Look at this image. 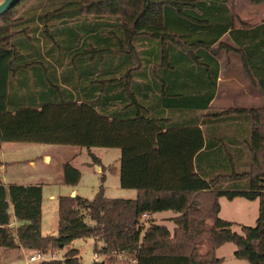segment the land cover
Here are the masks:
<instances>
[{"label":"trees","instance_id":"1","mask_svg":"<svg viewBox=\"0 0 264 264\" xmlns=\"http://www.w3.org/2000/svg\"><path fill=\"white\" fill-rule=\"evenodd\" d=\"M41 1L21 0L0 17V144L118 149L119 186L135 191L136 197L107 199L102 176L92 201L79 196L59 197L57 235L42 236L41 187H5L0 182V248L21 247L45 254L75 240L93 239L103 245L100 250L95 247L94 254L107 259L92 264H117V258L124 254L133 255L136 264H221L216 250L233 243L237 246L236 258L249 264H264V109H229L210 114L212 120H203L209 127L214 124L211 122L231 113L250 119V172L207 180L205 170L201 169L206 164V131L151 116V109L140 105L135 94L142 91V83L151 82L157 86L162 109L206 111L215 97L219 72L216 58L221 51L239 55L251 83L264 94V23L236 29L234 0H75L37 17V9L43 7ZM250 1L254 5L264 2ZM68 9L94 21L116 19L123 37L117 50L78 54V63L86 64V57L123 55L132 58V65L121 76L105 80L98 79L97 69L89 70L84 64L80 80L75 83L71 70L67 75L53 72L56 77H49L54 65L44 56L45 63L34 65L42 94L47 96L46 103L38 108H22L31 103L30 98L24 104L23 100L8 102L11 80L32 66L17 65L20 54L11 41L19 36L27 38L28 25L35 22L42 24L46 38H50V18ZM226 34L236 48L223 43L213 48ZM136 39L155 42L159 49L156 63L151 64L149 81L148 76L145 80L142 60L134 48ZM72 59L75 69V56ZM87 80L91 87H83ZM79 95L82 100L75 99ZM13 96L10 99H18L16 94ZM91 99H97L96 104H87ZM114 102L123 107L110 111ZM220 141L210 139L214 156L221 153L216 148ZM91 157L93 166L104 172L99 160ZM109 172L114 174V168H109ZM62 174L66 186L74 187L80 180L79 171L69 164L62 166ZM245 179L248 189L221 188ZM220 197L229 201L257 200L255 226L242 227L241 236L234 233L232 223L218 218ZM168 211L177 214L173 232L153 221L144 229V215ZM12 216L20 223L16 228L11 227ZM39 264L81 263L78 251L69 250L61 260L49 259Z\"/></svg>","mask_w":264,"mask_h":264},{"label":"rangeland","instance_id":"2","mask_svg":"<svg viewBox=\"0 0 264 264\" xmlns=\"http://www.w3.org/2000/svg\"><path fill=\"white\" fill-rule=\"evenodd\" d=\"M75 0H43L39 3L43 4V7L38 8L36 16L45 15L49 11L60 8L67 3H73ZM35 6V5H34ZM234 14L237 16V21L234 22L235 28H253L257 25L264 23V2L259 5H254L250 0H234ZM48 29L50 32V38H46L43 32L42 24L39 23L28 25V35L26 37H16L11 41L13 45L19 51L20 58L18 60V66L23 64H32L31 70H23L17 73L14 80H11L8 86V102L18 103L23 100V104L27 98H30V104H25L22 108H38L46 100L47 96L42 94L37 77L35 74L34 64L37 62L45 63L46 58L54 65L52 70H49V77L55 74L53 72L61 73L64 75L69 74V71H73L71 77H74L75 83L80 80L81 65L77 61L78 54H84L85 52L99 51V50H117L123 43L122 32L120 29L119 21L116 19L102 18L99 21H94L91 17H84L75 10L68 9L59 13L53 14L50 18ZM35 28L36 31H33ZM45 36V37H44ZM143 40V39H142ZM136 39L134 42V48L138 56L142 60L141 68L144 69L145 80H150L149 71L153 62L156 63L158 57V46L155 42ZM229 39H225L228 42ZM25 45H23V43ZM43 55V56H42ZM46 58H45V57ZM75 56V69L71 65L73 62L72 57ZM91 60V61H89ZM224 71L241 70L240 56L235 53H227L222 51L220 58ZM55 62V63H54ZM89 70H98L100 77L98 79H113L121 76L127 67L132 65V58L117 55L113 57H96L91 59L86 57L84 60ZM50 67V66H49ZM115 71L112 74H106V72ZM48 73V72H46ZM83 76V74H81ZM241 76V75H240ZM91 81L83 82V87L90 84ZM61 85V83H60ZM85 85V86H84ZM149 82L148 84L142 83V91L136 92V98L140 105L152 109L159 103L157 86ZM62 86V85H61ZM90 86V85H89ZM135 86V84H134ZM133 86V89H134ZM64 87V86H63ZM91 87V86H90ZM148 87V89H146ZM111 89V88H110ZM14 90V91H13ZM16 94L18 99H13ZM13 98L10 99V97ZM77 97V96H75ZM80 97V99H79ZM10 99V100H9ZM78 100H82V96L79 95ZM97 99H91L86 101L88 103L96 104ZM121 102V101H120ZM120 102H114L113 108L109 110H117L121 105ZM239 103L238 99L225 101L228 103L226 107L218 106L215 104L213 109L209 111L207 120H212L208 117L210 114H217L225 112L229 109H264V105L258 97L253 105H249L248 101L243 105L237 106L232 103ZM27 103V102H26ZM46 103V102H45ZM231 103V104H229ZM260 103V104H259ZM248 104V105H247ZM223 105V104H222ZM108 110V112H109ZM183 112V111H175ZM232 114V115H231ZM223 118L216 119L215 129H209L205 132V139L207 144V152L203 155L206 163L205 179L210 180L216 176L230 175L236 173L238 175L248 174L250 172V153L248 151L247 142L250 138V119L244 116H237V114L231 113ZM206 122V120H205ZM210 136V137H209ZM223 136V138H222ZM233 138H237V147L230 148L228 144L233 142ZM222 140L219 142L221 153L217 152V156H214L212 152L213 144L210 142ZM226 142V143H225ZM212 144V146L210 145ZM11 146L8 149L9 159L15 162L17 166V172L21 176H27L32 173L36 177L35 182L37 186L42 190V216H41V235L42 236H56L57 235V222H58V198L63 196H70L73 193L72 189L77 191V195L88 201L94 199L95 194L100 186V178L104 176V196L107 199H124L130 200L134 198L135 191L123 190L119 186V177L112 175L109 172V168L119 166L120 151L118 149H104V148H90L74 146H50L28 143H8ZM224 147V148H223ZM13 148V149H11ZM47 153L49 159H43V155ZM229 153V155L227 154ZM95 156L103 168L104 172H100L93 166V160L91 156ZM34 163L32 168L29 162ZM69 164L73 168L77 169L80 173V180L74 187L66 186L62 182V166ZM221 188L226 191H234V189L244 190L249 188L248 180L237 181V183L222 185ZM131 197V198H128ZM220 212L218 218L222 221L232 223L231 230L242 235L241 228L255 226L258 218V201H249L244 198H235L232 201L226 199V197L219 198ZM161 215H155L153 218L156 223L166 227L172 232L174 224L172 218L177 214L173 212H162ZM169 218L170 220L161 223L160 218ZM146 229L150 221L145 218ZM88 224H93L87 220ZM101 243H95L93 239L75 240L70 245L52 252L45 253L46 260L56 259L61 260L69 250L78 251V258L81 264H92L94 262L93 255L95 253V247L98 250L102 248ZM203 252L204 249H201ZM35 251V250H34ZM30 251L28 254L31 255ZM237 251V246L233 243H226L216 250V257L221 259V264H249L245 259H238L234 256ZM106 257L99 255V261H106ZM133 255H121L117 258V264H134ZM40 262L32 263L39 264Z\"/></svg>","mask_w":264,"mask_h":264},{"label":"crops","instance_id":"3","mask_svg":"<svg viewBox=\"0 0 264 264\" xmlns=\"http://www.w3.org/2000/svg\"><path fill=\"white\" fill-rule=\"evenodd\" d=\"M258 26V25H257ZM256 27V26H255ZM239 29V28H236ZM225 39H229V36L226 34L224 35L218 43H216L213 48H216L219 43H223L225 45H229L233 48H236L235 45L231 42L229 39L228 42H225ZM222 55V51L217 56L216 60L219 65V72H218V78H217V87H216V93L214 99L211 101L208 110L206 111H183V112H169L167 110H164L161 108L160 103L156 104L152 109L151 113L153 117L155 118H169V123L175 124V125H194L200 128L202 131L208 130V125L203 124V120L207 122V115L209 114V111L213 109V106L217 104L218 106L226 107L228 103H225V101H230L238 99L239 103H232L236 104L237 106H241L244 104V102H249V105H253L256 101V97L262 102L264 105V94L262 91L255 85L251 83V80L245 73L242 64H241V70H229L224 71V68L221 64L220 58ZM241 75V76H240ZM229 103V104H231ZM223 104V105H222ZM247 104V105H248ZM260 104V103H259ZM211 126V127H210ZM209 127L211 129H215V124L210 125ZM209 128V129H210ZM207 129V130H206ZM223 138V136H222ZM222 141V140H221ZM237 138H233V142L231 144H228L230 148L234 149V147H237ZM226 143V142H225ZM223 145L218 144L216 148H220ZM11 146L8 145V143H2L0 144V182L5 186L9 185H21L24 187L27 186H37V183L35 182L36 177L33 176L32 173L28 174L27 176H21L17 172V166L14 165L15 162L9 159V153L8 149ZM63 147V146H62ZM224 148V147H223ZM13 149V148H11ZM229 154V153H227ZM49 159L47 153L43 155V159ZM29 165L33 168L34 163L32 161L29 162ZM206 167V164H202L201 169H204ZM114 168V174L119 177V166L113 167ZM207 168V167H206ZM203 171V170H202ZM62 175V182H63V174ZM73 190V194L76 196L77 191L75 189ZM129 191V190H127ZM136 197V192L135 196ZM131 198V197H128ZM132 198V199H134ZM130 199V200H132ZM43 200V196H42ZM220 205V204H219ZM10 213L12 215V211L10 210ZM155 215H161V214H148L146 215V218L149 221H153L156 223L155 219L153 218ZM41 216H42V203H41ZM177 217V216H176ZM176 217L172 218L175 219ZM161 223L164 221L170 220L169 218H162L159 217ZM11 227L16 228L20 225V223L16 222L14 217L11 218ZM157 224V223H156ZM159 225V224H158ZM166 228V227H165ZM175 228V225H174ZM167 229V228H166ZM168 230V229H167ZM174 230V229H173ZM172 230V232H173ZM169 231V230H168ZM171 232V231H169ZM42 233V231H41ZM30 251L24 250L21 247H18L16 249H5L0 248V264H26L27 258L29 256ZM32 264V263H31Z\"/></svg>","mask_w":264,"mask_h":264},{"label":"water","instance_id":"4","mask_svg":"<svg viewBox=\"0 0 264 264\" xmlns=\"http://www.w3.org/2000/svg\"><path fill=\"white\" fill-rule=\"evenodd\" d=\"M21 0H0V17L13 9ZM96 169H98L96 167ZM70 198H74L75 195L72 193Z\"/></svg>","mask_w":264,"mask_h":264},{"label":"built area","instance_id":"5","mask_svg":"<svg viewBox=\"0 0 264 264\" xmlns=\"http://www.w3.org/2000/svg\"><path fill=\"white\" fill-rule=\"evenodd\" d=\"M143 217L146 218L145 215ZM93 259H94V261H99L98 260L99 256L94 254ZM41 261H46L45 255L43 253H41L40 251H34V252H32L31 255L28 256L26 264H31V263L41 262ZM135 262L136 261H134V264H136Z\"/></svg>","mask_w":264,"mask_h":264}]
</instances>
